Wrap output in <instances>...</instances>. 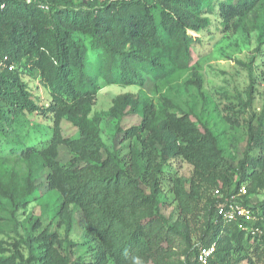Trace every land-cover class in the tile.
I'll return each mask as SVG.
<instances>
[{"label": "trees", "instance_id": "obj_1", "mask_svg": "<svg viewBox=\"0 0 264 264\" xmlns=\"http://www.w3.org/2000/svg\"><path fill=\"white\" fill-rule=\"evenodd\" d=\"M263 9L264 0H101L94 7L90 1L0 0V57H8L0 71V135H12L22 120L43 119L46 125L36 121V134L25 136L19 151L28 157L41 152L47 158V181L61 194L58 211L66 235L73 228L75 208L85 219L86 238L73 243L54 232L43 233L35 239L40 254L27 238L28 257L6 254L0 246V264H199L200 247L212 245L215 251L207 264H264V233L254 235L243 228L246 223L226 221L218 213L224 198L214 194L220 189L229 197L245 186L247 193L239 198L245 205L264 203L263 198L251 204L264 187V113L257 125H248L244 158L236 167L225 157L217 135L186 112L159 117L151 102L141 105L132 94L115 98L110 118L143 115L139 124L123 130L124 139L141 144H134L126 158L106 149L98 118L89 117L101 79L144 86L148 76L166 78L191 63L192 47L213 35L212 26L250 32L249 18ZM81 35L98 53L95 67ZM261 51L259 62H253L264 78ZM197 63L190 83L200 90ZM28 68L39 72L48 102L35 98L25 80ZM64 118L77 127L78 137L64 136ZM61 145L74 152L68 163L57 160ZM176 159L192 164L194 173L189 187L176 173L168 176L177 202V220L171 223L163 212L170 202H161L160 194L166 164ZM206 197L205 229L194 244L198 202ZM77 246L85 252L74 257Z\"/></svg>", "mask_w": 264, "mask_h": 264}, {"label": "rangeland", "instance_id": "obj_2", "mask_svg": "<svg viewBox=\"0 0 264 264\" xmlns=\"http://www.w3.org/2000/svg\"><path fill=\"white\" fill-rule=\"evenodd\" d=\"M74 1L77 4L90 1L92 7L101 2V0ZM211 18L216 22L213 17ZM248 26L254 30L233 32L223 31L221 26L219 28L212 26L213 35L192 47L190 64L158 80L147 74L148 80L144 86H126L101 79V87L89 117L98 118L100 135L106 149L126 158L134 144L141 147L135 140L124 139L123 132L124 129L141 122L143 116L141 113L128 114L119 120L109 117L115 98L122 94H132L139 98L141 105L144 102L153 103L159 117H165L167 112L190 114L200 125L210 128L217 135L225 157L232 166H238L240 160L244 158L247 146L248 125L251 123L257 125L264 113V78L261 69L253 62L255 59L259 62L261 50L264 51V9L249 18ZM190 33L198 35L193 31ZM78 38L90 48L89 64L95 67L100 58L98 53L92 50L91 41L85 35ZM197 62L202 78L200 90L195 84L190 83ZM26 70L25 80L35 98L42 103L48 102V90L39 72L30 68ZM34 121L22 120L12 135H0V246L6 254L22 253L25 257L29 256V249L24 241L27 238L35 241L33 251L40 254L41 247L35 239L43 233L54 232L73 243H81L86 239L85 219L75 208L71 210L73 228L66 235L64 218L58 211L62 204L61 194L57 189H51L47 181L51 172L47 158L41 152L36 151L34 156L28 157L19 151L18 144L25 140V136L33 137L36 134L34 128L36 121L42 127L46 125L42 118ZM62 130L67 137L76 138L79 135L77 127L66 118L62 122ZM40 141L41 139H38L35 144ZM255 154L256 152L251 153ZM73 157L74 152L70 147L66 145L59 147L57 160L60 163H68ZM171 172L185 179L189 187V181L194 173L193 165L186 160L176 159L166 164L163 172L164 182L160 200L170 202L167 207H163V212L170 222L174 223L177 220V202L170 190L168 176ZM209 193L210 191L207 194ZM263 198L264 187H259L257 194L252 196V202ZM198 204L200 209L192 237L194 244L200 241L201 231L205 229L207 220L203 210L207 204V197ZM75 248L74 257L84 254V246ZM32 263L39 264L36 260Z\"/></svg>", "mask_w": 264, "mask_h": 264}, {"label": "built area", "instance_id": "obj_3", "mask_svg": "<svg viewBox=\"0 0 264 264\" xmlns=\"http://www.w3.org/2000/svg\"><path fill=\"white\" fill-rule=\"evenodd\" d=\"M7 59V56L0 57V71L4 66H7ZM13 68V64L9 65V69ZM246 193L247 189L245 186L241 188L239 193L232 194L229 197H225L220 189H216L214 194L224 198V201H221L218 205V213L228 222L246 223L247 226L243 228L250 230L254 235L262 234L264 233V203L256 208L251 207V205H245L239 198ZM254 203L256 202L251 204L254 205ZM214 251L215 245L201 246L198 253L199 264H207Z\"/></svg>", "mask_w": 264, "mask_h": 264}]
</instances>
